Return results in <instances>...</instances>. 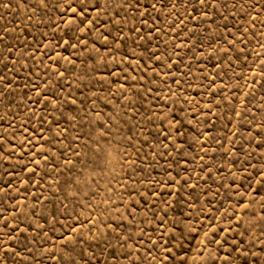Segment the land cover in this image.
<instances>
[{"label":"rangeland","instance_id":"1","mask_svg":"<svg viewBox=\"0 0 264 264\" xmlns=\"http://www.w3.org/2000/svg\"><path fill=\"white\" fill-rule=\"evenodd\" d=\"M4 3V264H60L52 254L58 257L70 236L89 253L111 245L108 257L122 243L116 235L129 233L134 255L118 264L137 256L147 257L141 264H228L237 243L243 248L259 236L264 9H248L254 22L225 11L223 20L204 24L180 8L157 17L155 31L151 19L142 25L129 10L121 14L126 19L116 17V33L103 10H69L77 0ZM114 35L124 46L110 54L104 37ZM172 114L175 120L160 122Z\"/></svg>","mask_w":264,"mask_h":264},{"label":"snow or ice","instance_id":"2","mask_svg":"<svg viewBox=\"0 0 264 264\" xmlns=\"http://www.w3.org/2000/svg\"><path fill=\"white\" fill-rule=\"evenodd\" d=\"M3 6L5 8L10 7L11 0H8V3H4ZM17 7H19V4H17ZM257 7L264 9V0H259V4H257L255 0H252L251 3H249L248 0H148L147 4L143 3V0H77L75 7L69 5V10L75 12L78 8L81 14H85L88 8H91L94 11L98 9L103 10L104 13L108 15L109 21L114 24L115 32L120 33L122 32V26L118 21H116V17L126 19V15L122 16L121 14H127L129 10L141 16L142 25L146 24L148 19H151L154 25L153 30L155 31L159 27L157 17L163 18L167 15L178 13L180 8H183L185 13H189L190 18L193 21H202L204 24H208L209 21L215 23L216 21L214 17L216 16L223 20L225 11L228 12L229 15H232L234 19H236L237 11H239L241 17L245 19L250 18L254 22L255 18L250 17L248 9L255 11ZM153 13L156 15L153 16ZM237 24H239V21H237ZM197 26H199V23ZM219 26L220 25H218V27ZM233 26L236 25L234 24ZM224 27H227V25H224ZM135 30V27L131 29V31ZM210 30L211 29L209 28V31ZM111 34L112 33L109 32V35ZM194 34L195 33H193V35ZM104 39L106 40V50L109 48L113 49V52L110 54H114L116 51H119L116 47L117 45L121 47L124 46V40L121 39L120 35H114L111 41H107V37H104ZM2 42L3 37H0V43ZM133 43H135V41ZM5 50H7V47ZM0 55H2V53H0ZM150 58L155 61L157 56L155 53L150 52ZM5 67H7V65H5ZM167 67L168 65H165V68ZM173 82H177L175 78L173 79ZM169 107L171 106L169 105ZM160 115H163V113ZM169 118L175 120V114H172L170 117H165L164 120H160V122L165 123ZM157 119L159 120L160 116H157ZM101 126L106 127L105 125ZM172 132L173 129L169 127L166 135L164 132H161L160 135H163L164 139H168L172 135ZM175 133L177 136L183 134L180 128H176ZM256 134L264 137V129H261ZM105 139L107 138L105 137ZM156 139L159 140V136H157ZM172 147L175 150V142H173ZM258 147L264 148V139L261 140ZM250 166L251 165H249V167ZM262 173H264V168L258 170L256 174L257 176H260ZM66 183H69V181H66ZM247 190L248 189H246V191ZM257 195L264 198V181L260 183V186L257 189ZM260 210L264 211V204L261 205ZM4 227H7V222H5ZM121 227L122 225L119 222H116V228L119 229ZM252 227H256V225H252ZM113 231H115V229H113ZM245 232L249 236L252 235L251 228L245 229ZM4 235H8V233H4ZM116 239L122 243L120 244V247L112 248V250L108 253V257L111 258L110 260L108 257L104 256V252L107 251L111 245H105V248L101 249L99 253H97L95 249L89 253L82 249L78 250L77 247L72 244L71 236L68 238L67 243L63 245V251L60 255L57 257L55 253H53L52 257L58 259L60 264H112V262H117L118 264L121 257L127 260L129 257L134 255V252L128 250L127 248L128 241L133 240V237L131 233L127 236L117 234ZM261 240H264V220H260L259 222V236H252L251 240H245L243 242V248L240 243H237L234 246L235 255L231 252L229 253V257H231V259L228 261V264H264V244H260L258 251L256 250L257 244L260 243ZM133 242L135 241L133 240ZM121 248H124L125 250L121 251ZM8 252L9 249L5 247V257H7ZM13 255H15V253H13ZM142 259L147 261V257L137 256L135 259L130 261V264H141ZM0 264H4V259L0 258ZM19 264H25L24 260L21 259ZM213 264H216V262L213 261Z\"/></svg>","mask_w":264,"mask_h":264}]
</instances>
